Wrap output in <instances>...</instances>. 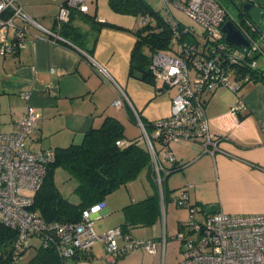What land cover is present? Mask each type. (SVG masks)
Returning a JSON list of instances; mask_svg holds the SVG:
<instances>
[{
    "label": "crops",
    "instance_id": "1",
    "mask_svg": "<svg viewBox=\"0 0 264 264\" xmlns=\"http://www.w3.org/2000/svg\"><path fill=\"white\" fill-rule=\"evenodd\" d=\"M17 1L26 15L42 28L30 24L24 47L11 54L0 53V132L15 130L17 121L29 105L33 106L37 116V123L28 139V143L35 146L33 148L78 143L85 132L99 127L107 116L122 123L123 139H135L143 131L139 121L144 125L170 115L172 98L164 92L168 87L159 89L154 83L132 80L128 75L135 36L132 38L128 32L102 27L90 52L75 49L62 39L54 41L46 32L54 27L61 0H52L55 13L51 16L42 10L49 5L45 0L38 2L43 4L40 9L43 13L37 12L36 6H31L35 4L33 1ZM50 10L53 9L50 7ZM141 16H137V27L141 25ZM75 22L87 28L85 23ZM121 26L130 30L137 28ZM121 89L127 99H123L120 105H114ZM26 92L27 96L22 94ZM238 95L244 106L236 114H231L230 106ZM151 100L164 105L157 115H149L146 107L144 110L141 108ZM204 100L209 132L220 136L218 150L203 152L200 140L173 141L167 149L175 160L170 162L161 153L160 145L155 144L157 156L166 168L183 166L168 169L164 178L166 202L162 207L158 196L159 213L153 223L126 225L129 213L125 209L127 205L158 194L151 174V156L150 169L144 168L135 180L107 195L101 215L95 220L106 218L105 224L94 228L98 233L124 224L123 229L129 228L132 237L153 239L155 252L136 248L110 261L102 244L95 243L85 252L87 258H65L64 264H128L123 262L131 259L129 261L133 263L138 257L145 259V256H162L172 264L180 251V241L174 234L184 227L189 217L187 207L177 206L169 198L179 188L186 190L189 205L205 206L207 212L264 213V132L259 126V120L264 116V82L243 81L238 91L221 85L204 95ZM145 131L148 132L146 128ZM197 213L201 212H196L195 218ZM38 248L39 239L32 238L24 249V261L30 259Z\"/></svg>",
    "mask_w": 264,
    "mask_h": 264
},
{
    "label": "built area",
    "instance_id": "2",
    "mask_svg": "<svg viewBox=\"0 0 264 264\" xmlns=\"http://www.w3.org/2000/svg\"><path fill=\"white\" fill-rule=\"evenodd\" d=\"M162 1L165 6L168 1L174 2L203 27L205 35L201 42L182 39L189 27L182 25L170 13L167 18L173 32L170 48L152 53L149 61L155 85L177 87L171 99L170 115L154 120L151 133L146 132L139 121L143 131L134 140L144 144L152 158L151 174L163 207L167 197L164 178L168 168L159 160L155 144L160 145L161 153L170 162L175 161L167 152L173 141L200 140L203 152L218 150L220 136L209 132L204 95L221 85L238 91L241 82L252 80L251 75L243 73V67L257 69L261 76L264 75V67L258 66L255 58L247 55L249 51L262 53L264 49L245 30L242 32L249 40L245 49L234 47L225 40L221 26L233 17L220 0ZM73 10L86 13L89 8L85 0H61L54 27L46 30L54 41L61 38L59 29L69 21ZM152 20L150 15L144 14L140 17V24ZM30 24L42 28L26 15L19 1L0 0V53L11 54L24 47ZM22 94L27 96L28 92ZM119 94L114 105H120L123 99H127L123 89ZM243 106L244 102L238 95L229 111L236 114ZM36 123L34 108L29 105L17 121L15 130L0 132V224L16 232L10 264H25L23 252L32 238L39 239V246L43 248L53 247L63 258L87 251L95 243L102 244L110 261L136 248L154 253L155 241L134 238L129 228L124 230L117 225L102 233L94 229V221L100 217L104 202L83 209L78 222H46L31 209L34 193L40 188L49 163L54 160L53 148H31L27 145ZM259 126L264 132V116L260 118ZM131 142L119 139L116 144L126 146ZM169 198L177 206L186 205L189 210L184 227L174 234L180 241L178 264H264V213L202 212L198 206H188L184 188H179ZM199 211L203 213V220L194 217Z\"/></svg>",
    "mask_w": 264,
    "mask_h": 264
},
{
    "label": "trees",
    "instance_id": "3",
    "mask_svg": "<svg viewBox=\"0 0 264 264\" xmlns=\"http://www.w3.org/2000/svg\"><path fill=\"white\" fill-rule=\"evenodd\" d=\"M107 3L111 10L117 13L134 16L148 14L152 17V21L142 24L136 29H128L135 36L130 52L128 75L154 83L149 69V61L152 53L170 48L173 32L168 25V16L162 15L159 10H154L146 0H107ZM261 4L264 5V2ZM75 20L85 23L87 28H83ZM238 24L254 38L258 37V34L245 20L238 21L236 25L238 26ZM102 27L125 29L108 21H98L96 15L83 14L73 10L69 21L61 25L59 35L60 39L75 49L80 48L90 52L96 42L98 31ZM182 39L187 42L196 41L190 28L183 33ZM251 58L254 59L252 56ZM242 70L244 74L251 75L252 80L264 82V75L261 76L257 69L243 67ZM203 104L205 105L204 99ZM152 123L153 121L145 124L148 132L149 128H152ZM123 137L122 123L115 117L107 116L99 127L91 128L85 132L80 142L53 148L54 160L49 163L43 182L34 193L31 209L37 211L46 222H78L83 209L103 202L107 195L117 188L135 180L144 168L150 169L151 158L145 145L134 141L135 138L127 139L132 140L129 145L118 146L116 141ZM182 166L183 164H179L172 168H181ZM58 169L65 170L70 177L77 181L73 190L77 201H71L58 189L55 183V173ZM188 206H198L202 212L206 213L214 212H207L208 209L205 206L198 204H188ZM125 209L129 213L126 217L128 222L126 225H150L159 213L158 194L154 193L133 205H127ZM120 226L123 228L125 225L120 224ZM15 236V231L0 224V264H10V252ZM85 252H78L72 258L85 259L87 258ZM64 259L53 247L39 246L35 254L25 264H64Z\"/></svg>",
    "mask_w": 264,
    "mask_h": 264
},
{
    "label": "rangeland",
    "instance_id": "4",
    "mask_svg": "<svg viewBox=\"0 0 264 264\" xmlns=\"http://www.w3.org/2000/svg\"><path fill=\"white\" fill-rule=\"evenodd\" d=\"M29 1H33L32 3H35V4H32L31 6H33V7L36 6V8L38 10L37 12L43 13V12H40L41 6L43 5L42 3H38L40 0H29ZM45 1L49 2V3H47V5L49 4L50 6L48 5L47 7H44L42 10L44 11V13H47L46 15L51 16L55 13V10H54L55 8L53 6L54 3L52 2V0H45ZM85 1H86L88 8H89V12H88L89 15H96V19L98 21H101V22L102 21H108V22H112V23H118V25H120V24L121 25H129L130 27H135L137 22H138L137 16H134L132 14L117 13V12H114L113 10H111V8L109 7V5L107 3V0H85ZM146 1L152 6V8L154 10H159L162 13V15L168 16L170 13L173 14L175 16V18L182 25L189 27L193 31L196 40H198L200 42L202 40H204L205 35H204L203 27L200 24L193 21L191 19V17H189V15H187L179 6L175 5L174 2L168 1L167 6H165V4L163 3L162 0H146ZM220 1L225 5L230 16L235 18L236 20H238L237 15H236V11L234 10V8L230 4L225 2L224 0H220ZM50 7L53 9L52 11L50 10ZM122 27H124V26H122ZM110 28L113 31H124L126 33L128 32L129 35H131L132 38H134L133 37L134 35L126 27H124L125 29H119V28H113V27H110ZM257 44L262 49H264V39H262L260 35H258V37H257ZM249 55L255 58L258 66L264 67V52L260 53V51H258V52L254 53V52L249 51ZM130 79L138 80L137 78H134V77H130ZM158 86L160 89L161 86L160 85H158ZM176 88H177L176 86H174L172 88H164V92H167L168 95L172 98L176 93ZM162 106H164V105L157 103L154 100H151L148 102L147 106H145V103H144L143 106H141V108L144 110V107H146V111L149 115H157L158 113H160ZM149 131H150L149 133H151L153 130L149 128ZM28 139H27V143H28ZM28 144H29V147H32V148L35 147V146H32L31 143H28ZM55 183H56L58 189L62 192V194L65 197L69 198L71 201H77V196L73 192L75 186L77 185V181L74 178L70 177L69 174L65 170L58 169L56 171ZM197 219L198 220L204 219L202 212L199 214L197 213ZM105 222H106V218H103L100 221H95L94 222V228L96 229L99 225L105 224ZM135 230H139V229L135 228ZM30 253H31V251H30ZM124 257H126V256H124ZM180 258H181V253L179 251V256L174 257L172 264L173 263L178 264ZM141 259L143 260L142 262L140 261ZM141 259H139V257H138V260L133 261V263H132V261L130 263L129 260H131V259H127L123 263H128V264H141V263H144V264H170L168 262V260L167 261L164 260V258H162V256H147V257L145 256V259H144V257H141Z\"/></svg>",
    "mask_w": 264,
    "mask_h": 264
},
{
    "label": "water",
    "instance_id": "5",
    "mask_svg": "<svg viewBox=\"0 0 264 264\" xmlns=\"http://www.w3.org/2000/svg\"><path fill=\"white\" fill-rule=\"evenodd\" d=\"M264 0H243L242 9H238L233 0L229 1V3L236 7L242 14V18L251 26V28L260 36L264 35V5L261 4ZM253 6L254 11L250 10V7ZM249 10L248 14H254L255 19L249 17L248 15H244L243 11ZM257 24H260V28ZM221 31L224 34L225 40L237 47H248L249 40L243 35L242 30H240L235 21L232 19H227L221 26Z\"/></svg>",
    "mask_w": 264,
    "mask_h": 264
},
{
    "label": "flooded vegetation",
    "instance_id": "6",
    "mask_svg": "<svg viewBox=\"0 0 264 264\" xmlns=\"http://www.w3.org/2000/svg\"><path fill=\"white\" fill-rule=\"evenodd\" d=\"M225 2H227L228 4H230L229 3V1H231V0H224ZM234 1V3H235V5H236V7L240 10V9H242V7H243V0H233ZM231 5V4H230ZM232 6V5H231ZM233 7V6H232ZM236 7H233L234 8V10L236 11V15H237V18H238V20L240 21V20H242L243 19V21H244V18H242V13L239 11V10H237V8ZM254 8L255 7H253V6H251L250 7V10L251 11H254ZM248 12H249V10L247 11V10H245V11H243V14L246 16V15H248L249 17H251V18H253V19H255L256 17L254 16V14H251V15H249L248 14ZM255 17V18H254ZM233 20L235 21V23H238V20H236L235 18H233ZM258 25V27L260 28V24H257ZM238 26H239V24H238ZM240 28L242 29V31L243 30H245V31H247L246 29H243V27H241L240 26Z\"/></svg>",
    "mask_w": 264,
    "mask_h": 264
}]
</instances>
